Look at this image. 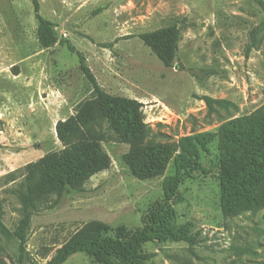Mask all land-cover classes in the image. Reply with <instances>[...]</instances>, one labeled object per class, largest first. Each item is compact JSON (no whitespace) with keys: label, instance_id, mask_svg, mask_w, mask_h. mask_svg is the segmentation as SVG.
Wrapping results in <instances>:
<instances>
[{"label":"rangeland","instance_id":"obj_1","mask_svg":"<svg viewBox=\"0 0 264 264\" xmlns=\"http://www.w3.org/2000/svg\"><path fill=\"white\" fill-rule=\"evenodd\" d=\"M41 3L58 39L49 47L41 44L32 0H0L5 226L14 230L25 216L18 190L40 195L26 243L35 262L26 264H49L89 224L105 226L102 238L118 237L119 228L131 233L153 226L156 232L140 249L145 258L135 264H264V166L242 187L225 189L220 177L230 155L239 151L243 158L249 141L264 134V122L238 121L264 104V26L253 46L255 30L264 22L262 5L255 0ZM173 25L178 41L166 62L142 37ZM79 53L107 94L136 103L150 130L143 145L166 151L160 174L136 177L130 162L139 154L112 131L111 139L99 141L108 167L85 188L54 190L44 160L108 127L100 123L98 94ZM204 96L231 105L209 112ZM188 163L203 169H186ZM177 175L181 183L166 218L164 182ZM178 232L188 239H171L170 233ZM90 235L85 231L83 237ZM18 253V242L0 234V263L16 264ZM64 264L101 263L79 251Z\"/></svg>","mask_w":264,"mask_h":264},{"label":"trees","instance_id":"obj_2","mask_svg":"<svg viewBox=\"0 0 264 264\" xmlns=\"http://www.w3.org/2000/svg\"><path fill=\"white\" fill-rule=\"evenodd\" d=\"M264 8V0H255ZM36 17L39 20L40 41L44 47H49L57 42V35L54 31V23L41 14V0H32ZM264 26V22L259 26L253 35V46L257 44V33ZM178 29L176 25L161 28L152 33H145L143 39L152 44L161 58L168 62L174 56V51L178 41ZM80 54L81 66L85 75L93 84L95 93L98 94V115L100 123H108L107 131L96 130L87 133L83 142L72 149H65L61 154H53L43 162L46 178L55 191L62 193L67 189H78L96 173L108 167V161L104 157L99 141L111 139L113 131L117 136L128 139L133 144V150L139 154V159L131 161L133 174L140 179L152 178L160 174L162 161L166 155L163 148L151 149L150 151L143 145L150 136V130L142 122L138 107L135 102L127 99L114 98L107 94L97 83L85 57ZM209 112L216 111L217 106L227 107L231 105L226 99H216L211 96H204ZM260 120L264 122V104L257 108L251 115L244 116L238 121ZM246 155L241 158L239 151L229 156L226 166L223 167L220 177L226 187L234 188L243 186L247 181H255L257 173L261 172L264 166V134L259 137L258 142L249 141ZM242 150V149H241ZM243 152V150H242ZM239 156V157H238ZM238 157L235 161L232 158ZM241 159V160H240ZM141 160V161H140ZM240 160V162H237ZM184 167L187 169H203L197 163H188ZM250 169V170H249ZM181 177L175 176L170 180H165L164 191L165 201L162 205L166 218L170 217V202L180 186ZM18 194L23 203L24 218L19 222L14 230L5 226L2 221V208L0 204V234L9 240L18 242V256L14 260L16 264H26L27 260L35 262L30 251L26 247L29 227L31 224V209L37 208V199L40 196L37 190L25 192L18 190ZM92 226V228H91ZM103 224L86 225L77 232L63 247L58 249L57 254L49 264H64L71 256L81 251L86 252L96 262L101 264H113V261L139 263L145 256L140 252L142 245L152 239V234L156 232L153 226H145L135 232L127 233L125 229L119 228L118 237L102 238L100 235L105 230ZM122 230V232H121ZM85 231L91 235L84 238ZM173 240H187L183 233H170ZM1 264V263H0ZM36 264H38L36 262Z\"/></svg>","mask_w":264,"mask_h":264},{"label":"crops","instance_id":"obj_3","mask_svg":"<svg viewBox=\"0 0 264 264\" xmlns=\"http://www.w3.org/2000/svg\"><path fill=\"white\" fill-rule=\"evenodd\" d=\"M97 174H99V173H97ZM91 179H92V177H91L90 179H88V180L82 185L81 188H85L86 184H88V182H90Z\"/></svg>","mask_w":264,"mask_h":264}]
</instances>
